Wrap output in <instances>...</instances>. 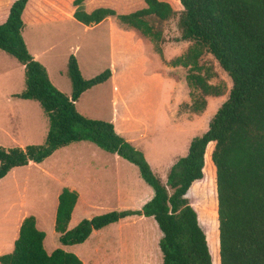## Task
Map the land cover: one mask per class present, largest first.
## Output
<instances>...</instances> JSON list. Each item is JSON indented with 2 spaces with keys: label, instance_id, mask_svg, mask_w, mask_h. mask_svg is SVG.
<instances>
[{
  "label": "trees",
  "instance_id": "obj_1",
  "mask_svg": "<svg viewBox=\"0 0 264 264\" xmlns=\"http://www.w3.org/2000/svg\"><path fill=\"white\" fill-rule=\"evenodd\" d=\"M179 1L180 11L167 0H144L145 7L126 13L104 6L88 12L81 9L84 0L73 2L75 19L91 25L116 17L143 40H151L163 60L162 24L178 15L180 40L192 44L184 55L169 62L189 67L187 80L202 94L191 105L194 112L205 109L207 96L222 94L205 75L196 72L203 54H211L229 75L232 87L227 99L210 119L208 129L194 137L187 154L170 167L165 181L112 122L89 118L76 108L86 90L111 77L110 69L86 79L72 54L67 62L71 96L54 86L22 34L28 0L14 1L7 20L0 24V50L24 66L25 88L13 96L37 101L49 120V130L41 144L0 145V179L15 167L42 163L59 148L91 141L135 164L154 195L141 209L109 211L82 219L69 230L79 194L64 187L54 225L62 245L82 243L94 230L140 215L153 217L162 234V264H264V0ZM202 181L207 183V221L187 197ZM212 230L217 233L215 244L210 241ZM45 236L36 217L26 216L14 249L0 255V264H83L75 253L61 248L47 252Z\"/></svg>",
  "mask_w": 264,
  "mask_h": 264
},
{
  "label": "rangeland",
  "instance_id": "obj_2",
  "mask_svg": "<svg viewBox=\"0 0 264 264\" xmlns=\"http://www.w3.org/2000/svg\"><path fill=\"white\" fill-rule=\"evenodd\" d=\"M14 1L0 0V24L7 20ZM51 1L65 9L66 15L58 16L63 21L53 22L55 18L47 16L53 11L45 2L28 0L23 13V36L28 49L41 54L38 61L47 68L52 83L61 92L65 86L72 90L67 74L72 54L86 79L107 69L116 70L115 78L91 89L77 109L89 118L112 122L119 134L144 153L153 172L165 181L170 167L187 154L191 140L208 129L210 119L227 99L232 87L229 75L211 54H203L196 72L205 75L208 83L218 87L222 94L207 96L205 109L194 112L191 105L201 98V91L189 84V67L169 62L184 55L192 44L180 40L178 15L162 24L166 59L163 60L151 40H142L116 17L86 29V24L69 16L76 9L74 0ZM167 1L177 11L182 9L179 0ZM100 5L124 13L146 4L144 0H84L81 9L89 11ZM140 46L143 50L138 51ZM139 54H143V65L138 61ZM161 73L163 84L155 77ZM24 88L23 66L0 50V145L7 148L41 144L49 130V120L38 102L12 96ZM121 96L131 104L133 119L123 121L120 117L114 123L113 113L120 109ZM214 145L212 142L211 149ZM206 160L205 157V163ZM72 186L79 193V200L69 230L85 218L113 210L141 209L153 195L139 168L125 158L87 140L59 148L44 162L15 167L0 179V255L14 249L17 225L23 216L34 215L38 227L45 232L44 246L49 253L61 248L75 253L83 264H162L161 234L150 216H131L94 230L82 243L62 245L54 227L58 197L64 187ZM206 186L205 181L199 182L187 196L205 221L208 220ZM216 237V231L212 230L213 244Z\"/></svg>",
  "mask_w": 264,
  "mask_h": 264
},
{
  "label": "crops",
  "instance_id": "obj_3",
  "mask_svg": "<svg viewBox=\"0 0 264 264\" xmlns=\"http://www.w3.org/2000/svg\"><path fill=\"white\" fill-rule=\"evenodd\" d=\"M41 1H43V2H45V4H47L48 5V8H50V10L51 11H53V12H50V13H48V17H51V18H55L54 19V21L53 22H60V21H63V19L62 18H59L58 19V16H65L66 14V11H65V9L64 8H62V6L60 5V4H58V3H56L55 1H51V0H41ZM101 4V3H100ZM130 5V4H129ZM100 6H103V5H100ZM100 6H97V7H100ZM146 6V5H145ZM144 6V7H145ZM97 7H95V8H97ZM104 7H106V6H104ZM112 8V7H111ZM94 9V8H93ZM92 9V10H93ZM115 9V8H114ZM89 11H91V10H89ZM88 11V12H89ZM130 12V11H129ZM124 13H126V12H124ZM69 16L72 18V20H75V18L74 17H72L73 15L70 13L69 14ZM110 17H107V18H105L104 20H106V19H109ZM113 18V17H112ZM113 19H115V18H113ZM46 20H47V17H46ZM49 20V19H48ZM77 20V19H76ZM103 20V21H104ZM78 21V20H77ZM103 21H101L100 23H98V24H101ZM38 23V22H37ZM98 24H96V25H98ZM92 25H86V29L87 28H90ZM92 27H95L94 25L92 26ZM130 30H132V29H130ZM133 31V30H132ZM134 32V31H133ZM22 34H23V32H22ZM134 34L136 35V36H138L135 32H134ZM122 33L121 32H119V36L120 37H122ZM131 36V35H130ZM130 36L128 35V38H130ZM24 37V36H23ZM24 39H25V37H24ZM143 40V39H142ZM25 42H26V44H27V41H26V39H25ZM27 47H28V44H27ZM143 50V47L142 46H140V47H138V51H140V50ZM3 51V50H2ZM29 51H30V53L34 56V58L36 59V60H40V53L39 52H36V53H33L30 49H29ZM3 52H5V51H3ZM139 59H138V61L140 62V64H142L143 65V54L142 55H140L139 54ZM14 58V57H13ZM78 60V59H77ZM40 62V61H39ZM22 65V64H21ZM23 66V65H22ZM80 66V65H79ZM130 68L132 69V67H131V65H130ZM81 69V68H80ZM23 71H24V66H23ZM48 71V70H47ZM161 72H163L162 70H160ZM112 72V75H111V77L108 79V80H110L111 78L113 79V78H115V76H116V74H117V71L116 70H113V71H111ZM164 73V72H163ZM49 74V73H48ZM163 75H162V73L160 74V76L158 77V76H155L156 78H157V80L161 83L162 82V84H163V81H164V79H163V77H162ZM167 76H169V75H167ZM171 76V75H170ZM50 77V76H49ZM173 77V76H172ZM175 78V77H174ZM176 79V78H175ZM107 80V81H108ZM105 83V82H104ZM104 83H102V84H99V85H96V86H94V87H92V88H90V89H88V90H86L82 95H81V97L79 98V100L76 102V108H77V104L79 103V101L82 99V97L84 96V95H86L91 89H93V88H95V87H97V86H103L104 85ZM176 83L178 84L179 83V81L176 79ZM56 85V84H55ZM24 90V89H23ZM63 92H65L66 93V95H68V96H71V93H72V90H70L69 91V88L67 89L66 88V86H65V88H64V90H62ZM67 91H69V92H67ZM14 94H16V93H14ZM14 94H12V96L14 95ZM14 97V96H13ZM121 99H122V101H121V106H120V109L119 110H114V113H113V116H114V118L112 119V121L115 123L116 121H118L119 120V118L121 117L122 118V120L123 121H131L132 119H133V117L131 116L132 115V109H131V104L128 102V101H126L122 96H121ZM24 100H28V99H24ZM37 102V101H36ZM134 106V105H133ZM120 111V112H119ZM83 115H86L87 116V114L84 112V111H80ZM87 117H89V116H87ZM128 140V139H127ZM129 141V140H128ZM79 142H81V141H79ZM131 142V141H130ZM76 143V142H75ZM73 144V143H72ZM71 145V144H70ZM69 146V145H68ZM67 147V146H66ZM63 148V147H62ZM113 154V153H112ZM118 155V154H117ZM45 161V160H44ZM43 161V162H44ZM30 164H40V163H33V162H31ZM69 188V187H68ZM71 190H75V187H73L72 186V188H70ZM77 191V190H76ZM91 195H95L94 194V192H89ZM79 194V193H78ZM153 195H154V191H153ZM153 195L149 198V200L153 197ZM78 200H79V198H78ZM148 200V201H149ZM78 202V201H77ZM146 203V202H145ZM26 216H28V215H24L23 216V218L20 220V222L18 223V229H20V225H21V223H22V221H23V219L26 217ZM144 217V216H143ZM72 218V217H71ZM129 218V217H128ZM55 219H56V217H55ZM127 219V218H126ZM124 220V219H123ZM36 221H37V219H36ZM55 225V224H54ZM38 226V225H37ZM39 228V227H38ZM40 229V228H39ZM19 233V232H18ZM160 234H161V232H160ZM162 235V234H161ZM18 237V236H17ZM16 237V238H17ZM16 238H15V240H16ZM15 240H14V242H15Z\"/></svg>",
  "mask_w": 264,
  "mask_h": 264
}]
</instances>
